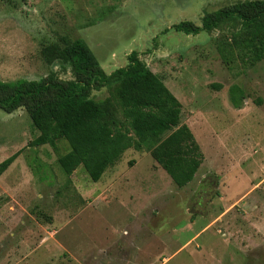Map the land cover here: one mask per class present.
<instances>
[{
	"label": "rangeland",
	"instance_id": "rangeland-1",
	"mask_svg": "<svg viewBox=\"0 0 264 264\" xmlns=\"http://www.w3.org/2000/svg\"><path fill=\"white\" fill-rule=\"evenodd\" d=\"M239 1L0 0V80L72 78L43 50L78 37L108 73L136 50L182 102L205 155L184 187L147 147L93 181L83 166L67 175L59 165L66 139L34 145L28 112L0 108V163L19 152L0 175V264H264V59L229 67L219 50L228 27L163 32Z\"/></svg>",
	"mask_w": 264,
	"mask_h": 264
},
{
	"label": "trees",
	"instance_id": "trees-1",
	"mask_svg": "<svg viewBox=\"0 0 264 264\" xmlns=\"http://www.w3.org/2000/svg\"><path fill=\"white\" fill-rule=\"evenodd\" d=\"M223 27L230 30L219 45L223 61L236 59L254 66L264 59V0L239 1L203 15L201 24L186 19L165 28L197 35ZM66 40V39H64ZM50 61L71 66L73 77L52 73L41 79L0 80V108L11 113L24 108L39 135L34 145L66 139L70 150L59 165L67 175L83 166L93 181L116 164L129 149H150L173 182L184 187L194 180L205 155L191 127L182 122V102L165 81L133 50L128 63L108 73L81 37L44 48ZM107 87L109 96L96 99L95 90ZM236 108L244 105L241 86L230 88ZM165 136V137H164ZM0 163V175L18 157Z\"/></svg>",
	"mask_w": 264,
	"mask_h": 264
}]
</instances>
